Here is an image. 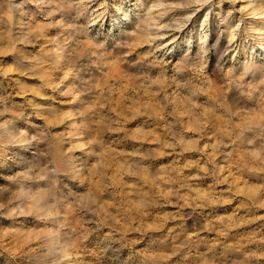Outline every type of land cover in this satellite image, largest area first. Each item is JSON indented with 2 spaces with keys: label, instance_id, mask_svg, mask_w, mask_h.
Listing matches in <instances>:
<instances>
[{
  "label": "rangeland",
  "instance_id": "obj_1",
  "mask_svg": "<svg viewBox=\"0 0 264 264\" xmlns=\"http://www.w3.org/2000/svg\"><path fill=\"white\" fill-rule=\"evenodd\" d=\"M0 264H264V0H0Z\"/></svg>",
  "mask_w": 264,
  "mask_h": 264
}]
</instances>
